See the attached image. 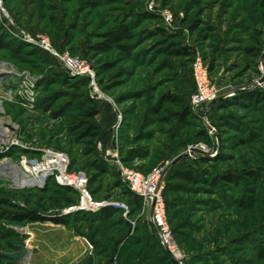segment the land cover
<instances>
[{"label":"rangeland","instance_id":"obj_1","mask_svg":"<svg viewBox=\"0 0 264 264\" xmlns=\"http://www.w3.org/2000/svg\"><path fill=\"white\" fill-rule=\"evenodd\" d=\"M260 1L0 0V117L12 126L0 161L63 152L68 170L84 171L102 202L95 211H68L78 192L53 176L20 189L1 176L0 264H56L37 227L51 221L18 219L28 211L66 219L61 224L82 240L84 251L67 264H264ZM120 23L132 33L123 41L127 52L92 49ZM40 36L76 55L90 74L68 72L37 43ZM196 60L213 92L201 104L191 102ZM167 94L176 100L153 113ZM165 162L160 186L171 202L173 253L156 239L145 202L120 178L121 167L145 173ZM186 171L199 181L177 176Z\"/></svg>","mask_w":264,"mask_h":264},{"label":"built area","instance_id":"obj_2","mask_svg":"<svg viewBox=\"0 0 264 264\" xmlns=\"http://www.w3.org/2000/svg\"><path fill=\"white\" fill-rule=\"evenodd\" d=\"M37 43L43 48L52 52L61 62L63 67L70 73L78 75L90 74L88 66L85 62L79 59L76 55L69 53L68 51L57 52L51 48L45 37L40 36ZM206 71L199 60L194 62L193 66V80L195 85V91L192 95L191 102L194 104H201L213 97V92L207 89L206 85ZM3 117H0L2 119ZM4 122L8 125V130L12 128L11 124L4 119ZM12 134L7 139H0V145L6 144L10 141ZM48 151L54 152V159L56 165L51 169L41 170L43 168L42 162ZM6 161V160H5ZM5 161H0L1 164ZM168 162L160 163L153 167L148 172L142 173L137 170H131L128 168H120V178L127 188L135 195L140 197L148 207L151 221L156 228V234L160 243L169 251L174 252L173 244L169 238V231L167 229L165 202L161 193L160 177L163 173L165 166ZM11 166H17L19 170L26 168V178H18L21 180L20 186L11 187L14 189H20L31 185H42L45 183L47 176H53L55 181L61 185H66L74 188L78 192V202L75 205H71L67 208L68 211L74 209L95 211L102 202L96 201L88 187L87 176L84 171H69L68 170V158L60 151L47 149L44 151L41 159H24L19 160L16 163H9ZM7 179L6 185L9 180L16 179L11 174H0V177ZM8 186V185H7ZM10 187V186H9Z\"/></svg>","mask_w":264,"mask_h":264},{"label":"trees","instance_id":"obj_3","mask_svg":"<svg viewBox=\"0 0 264 264\" xmlns=\"http://www.w3.org/2000/svg\"><path fill=\"white\" fill-rule=\"evenodd\" d=\"M260 5L264 6V0H261L260 2ZM102 36V40L94 43L92 45V49L96 50V51H99V52H106V51H109L113 48H118L120 49L122 52H127V47L126 45L123 43V41H127L128 39H131L132 37V33L130 31V28L128 26V24H125V23H120L116 26H114L112 29H109L105 32H103L101 34ZM112 63H103L101 65L102 68H107L111 65ZM52 98V97H50ZM174 101L176 100V97L175 96H172L170 94H167V95H164L162 97H160L158 100H157V103L156 105L152 108V111L153 113H158L160 112V110L163 108V104L165 103V101ZM42 102V100H41ZM179 119H185L186 117V114L184 112H179L177 113ZM161 120H166V116L165 117H160ZM99 163V162H98ZM102 164H95V167L96 168H100L102 169ZM148 171V170H147ZM177 176L184 180V181H192V182H198L199 181V178L197 176H192L189 172H179L177 174ZM229 179L230 176H227ZM62 188H65L67 190H70L71 188L68 187V186H61ZM178 188H181L180 185H177L174 187V189H178ZM48 188L47 186L43 187L42 189H40L41 191H46ZM93 193V191H92ZM134 200H139V198H137L135 195H132ZM171 205V202H165V206H166V209H168V207ZM18 219H26V220H29V221H35V220H49L51 222H54V223H65L67 224V220L64 219V218H61V217H58V216H44V215H40L34 211H28L27 214L25 215V217H23L22 215L19 216ZM156 239H157V236H155Z\"/></svg>","mask_w":264,"mask_h":264},{"label":"crops","instance_id":"obj_4","mask_svg":"<svg viewBox=\"0 0 264 264\" xmlns=\"http://www.w3.org/2000/svg\"><path fill=\"white\" fill-rule=\"evenodd\" d=\"M105 211L106 210H103L101 212L102 215L107 217V219L111 218L112 213H105ZM38 224H40L37 227L42 233V238L49 239L51 248L50 259L51 261L55 260L56 264H67L81 255L84 251V243L82 240L72 232L68 231L63 224L52 222H38ZM44 247L43 251L48 248V246Z\"/></svg>","mask_w":264,"mask_h":264},{"label":"bare ground","instance_id":"obj_5","mask_svg":"<svg viewBox=\"0 0 264 264\" xmlns=\"http://www.w3.org/2000/svg\"><path fill=\"white\" fill-rule=\"evenodd\" d=\"M10 134H11V132L8 130V125L6 124V122H4L3 120L0 119V139H3V140L7 139ZM53 154H54V152H52V151H48L46 153V155L43 159V162H42L43 168L41 170L51 169L56 165V160L54 159ZM26 171L28 172V170L26 168L19 170L17 166L9 165L7 161L3 162L1 164V168H0V174H11L16 178V179L9 180V183L7 185L10 187L20 186V184L22 182L18 178L25 179L26 175H27Z\"/></svg>","mask_w":264,"mask_h":264}]
</instances>
